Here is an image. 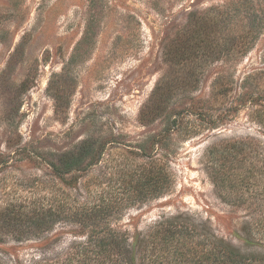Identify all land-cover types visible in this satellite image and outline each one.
<instances>
[{
    "label": "rangeland",
    "instance_id": "374dc122",
    "mask_svg": "<svg viewBox=\"0 0 264 264\" xmlns=\"http://www.w3.org/2000/svg\"><path fill=\"white\" fill-rule=\"evenodd\" d=\"M263 164L264 0H0V264L90 215L129 242L174 218L240 248Z\"/></svg>",
    "mask_w": 264,
    "mask_h": 264
},
{
    "label": "trees",
    "instance_id": "16d2710c",
    "mask_svg": "<svg viewBox=\"0 0 264 264\" xmlns=\"http://www.w3.org/2000/svg\"><path fill=\"white\" fill-rule=\"evenodd\" d=\"M252 32L250 28L242 30L237 37L239 41L232 40L231 50L228 49V52L248 53L252 47ZM240 152L239 155L245 156L244 150ZM262 166L263 170L259 169L264 176V164ZM249 173L250 170H247L248 179ZM215 174L217 178L219 176L216 179L218 186H226V180L220 178L218 170ZM250 185L254 186L249 181L246 188ZM226 187L236 189L232 181ZM95 217L90 215L86 220H93L92 223L99 226L98 229L94 226L83 239H75L57 251L49 248L54 243H51V236L42 237L37 245L41 242L49 244L46 247L48 252H40L23 263L15 261V264H137L134 256L137 251L149 253L148 257L139 260L143 264H264V216L246 225L243 246L240 248H233L224 241L213 239L198 226L174 218L161 219L142 236L135 233L129 242L123 234L107 228V224L100 226ZM28 224L37 230L48 228L49 219L37 218ZM252 247L259 252L251 251Z\"/></svg>",
    "mask_w": 264,
    "mask_h": 264
}]
</instances>
